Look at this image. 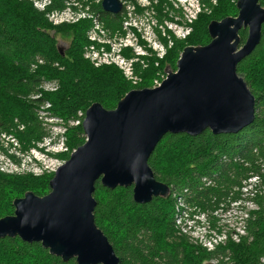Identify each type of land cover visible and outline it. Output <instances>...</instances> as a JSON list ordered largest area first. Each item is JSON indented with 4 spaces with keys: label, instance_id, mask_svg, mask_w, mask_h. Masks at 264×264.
<instances>
[{
    "label": "trees",
    "instance_id": "1",
    "mask_svg": "<svg viewBox=\"0 0 264 264\" xmlns=\"http://www.w3.org/2000/svg\"><path fill=\"white\" fill-rule=\"evenodd\" d=\"M217 1L210 14L194 22L192 35L186 40L173 38L172 46L161 59L152 51L147 67L133 62V73L142 80L131 85L115 64L95 67L83 58L85 45L89 43L86 32L90 20L56 26L46 17L55 8L52 3L41 11L28 1L0 0L3 3H0V131L15 135L22 151L34 149L47 139H51V145L64 138L68 150L55 156L67 159L69 152L85 140L81 122L91 104L100 103L105 109H113L128 91L150 87L157 72L175 70L183 47L210 41L207 32L210 21L237 15L236 0ZM259 3L264 7V0ZM96 7L104 20L116 19V15L101 11L100 5ZM112 24L113 29L120 28L118 18ZM238 35L243 44L246 29H240ZM59 38L67 42L62 51L57 48ZM236 73L255 97L253 122L235 134L214 135L209 130L196 136L165 134L147 163L154 178L169 187L166 198L152 197L140 204L134 202L130 186L108 189L99 180L95 182L94 223L112 245L118 264H206L215 254L225 255V250H229V256H224L221 264H264V194L258 191L264 188V23L259 43L236 65ZM46 83H54V89L43 90ZM47 103L48 110H43L45 118L60 121L51 124L45 121L62 128L60 135L52 136L39 117L38 112L42 111L38 107ZM74 121L79 123L70 125ZM9 157L16 165L20 164L12 155ZM253 176L257 182L250 200L256 209L249 212L245 235L237 243H228L226 248L225 243L220 244L208 252L176 234L174 193L183 205L211 216L221 204L234 201L238 197L234 189L242 188ZM51 178L52 174L46 173L0 170V218L12 215L13 200L26 192L39 197L46 195ZM61 263L60 257L49 254L40 243L25 242L18 237L0 238V264ZM69 263L74 264V259Z\"/></svg>",
    "mask_w": 264,
    "mask_h": 264
},
{
    "label": "water",
    "instance_id": "2",
    "mask_svg": "<svg viewBox=\"0 0 264 264\" xmlns=\"http://www.w3.org/2000/svg\"><path fill=\"white\" fill-rule=\"evenodd\" d=\"M259 1L236 0V16L210 21V41L185 46L177 72L168 68L157 86L128 91L113 109L91 104L81 122L83 144L56 168L46 195L26 192L13 200V214L0 218V238L40 243L61 264H72L71 259L74 264H118L94 223L95 182L108 189L130 186L140 204L166 198L169 187L154 178L147 163L165 134H235L253 122L255 97L236 65L259 43L264 23ZM100 6L110 14L121 10L119 0H102ZM240 29L247 31L243 44Z\"/></svg>",
    "mask_w": 264,
    "mask_h": 264
},
{
    "label": "rangeland",
    "instance_id": "3",
    "mask_svg": "<svg viewBox=\"0 0 264 264\" xmlns=\"http://www.w3.org/2000/svg\"><path fill=\"white\" fill-rule=\"evenodd\" d=\"M22 1H28L32 3L34 8L40 10L38 8L39 7L38 2H41L43 0H22ZM49 1L50 3L48 4V6L52 3V5H54L55 7L54 9L50 11L52 13H55L56 11L62 10L64 7H66V5L64 6L65 2L63 0H59V1L49 0ZM67 1L72 2L74 0H67ZM75 1H79L83 5V9L85 7H88L89 11L94 9L99 12L96 6L100 5V2H101L100 0H75ZM137 1L139 2V5L136 3V8L134 10L136 12L137 27H136V24L134 23H132L131 26L128 27V33H129V28L131 27L130 31L133 34L134 39L133 40L128 39L127 41L124 40L122 44L123 45L127 44L128 47H120L116 45V46H113L112 48H109V45H106L104 49L106 51H109L110 54L114 56H116L117 53H119L120 57L127 58V59L132 58L133 54H137V53L143 54L144 52V55H141L139 57H137L136 55V57L139 59L138 61L139 65L142 68H145L149 64V60L152 58L153 48H155L157 44L162 43L165 49V52L167 48H170L172 46L173 38H175V36H173L172 35L173 33L171 34V32L168 30V27L170 26L169 22L173 21L174 18L177 16H180L181 18H183L182 11H183L184 0H180V1L178 0L177 4H173L169 0H154L153 3H152V0H137ZM217 2H218L217 0L206 1V4H205L206 7H204L203 10H201L198 13L196 19L193 20L191 23L187 22L188 27H189L188 34H186L185 37L182 38L183 40H186L188 36L193 34L194 22L199 17L210 14L212 8L217 6ZM58 4L59 6L57 7ZM235 4H236V1H235ZM80 20H83V19H79L78 21ZM100 20L105 30L110 33V36L113 37L115 34L119 35L117 32L121 31V28L115 27L113 29L112 23L114 22V20H116L115 18L111 17V18H107L106 20H104L102 14H100ZM78 21H75L73 23H71L70 21L69 23L67 22H64V23L74 24ZM118 21H120V18H118ZM179 22L182 25L185 24V22L183 21H179ZM59 23L61 22H57L54 25L56 26L60 25ZM165 41H167L166 44L168 43V41H172L171 45L170 46L167 45L165 47L164 46ZM66 45H67V42L64 39L63 40L61 38L58 39V46L60 48L64 49ZM87 45L85 46L87 47ZM187 46H192V45H187ZM133 51H135L136 53H134ZM164 54L162 55V57L164 56ZM82 55L84 59H87L91 63V61L88 58H85V50L83 51ZM158 59H161V58L158 57ZM176 61H175V64H176ZM113 64L114 63H112L111 65L103 64L102 66H114ZM154 64L156 66L157 62H155ZM116 66L117 68L121 70V73L124 76V78L131 82V85H137L141 82L142 78L139 77L138 74L133 73V75L131 76L129 72V75H128L127 70L121 69V67L118 65ZM95 67H100V66H95ZM133 67H134V64H133ZM175 70H176V65H175ZM175 70H172V71H175ZM165 76L166 74L163 73L162 71L157 72L156 77L153 79L151 83V86L147 88H152V87L157 86L165 78ZM53 86H54V83H46L42 87H43V90L49 91V90L54 89ZM38 108L40 109V111H42V113L40 112L38 113L40 115L39 117L42 118V122H43L45 129L49 132H52V136H55L56 134L60 135L64 131L62 128L61 130L59 128L52 129L50 128L49 124L45 121L46 113L43 110H48L49 104L47 103L45 105L39 106ZM78 116H82V113L78 112ZM78 123L79 121H74V122H70V125H76ZM63 141H64V138H59L58 140H56V143L49 145L48 142L51 143V141L45 140L44 144L39 145L38 143L36 144V147H32L34 149L30 148L29 150L22 151L21 145L15 135L0 131V170L5 171L6 173H16V174L30 173L33 175H41L43 173H46V174H52L53 176V173L56 170V168L68 159V158L62 159V158L55 156V154L57 153L67 152L68 148L63 143ZM39 148H43V151H39ZM72 151L69 152V155L71 154ZM9 155H12L13 160H15L16 162L17 160H19L20 164L16 165L10 159ZM254 184H255V181L253 179L247 180L243 187H246L247 190H250V187H252ZM234 193L238 195V197L235 199L237 202L236 203H233L232 201L227 202L226 204H223L219 207L218 210H220V208H231V209H229L225 214L223 213L221 215L220 214L217 215L219 216V218L213 221V228L211 230H206L207 231L206 236L208 237L207 242H204V240L202 239V236L205 234L203 231V221L205 219H201L202 212L199 210H188L190 218L185 220V224H187V227L185 230H182L178 227L179 219L176 220V226H174V230H176V234L178 236L186 238V240L189 243L195 246L201 247L202 249L206 251L208 250L205 246L209 245L210 242L213 244L214 241H218V239L221 238L222 234H225L227 237L226 240L223 241V243H221V244L225 243L223 248H226L228 243H233V244L237 243L232 238L233 233H235L238 230L240 226V221L243 217V213L249 211L250 196H248L244 192V189L242 188H240L239 190L234 189ZM186 206L184 208H186ZM189 208H194V207L190 206ZM203 214L204 216H206L205 213ZM193 215L196 216L195 219H193L194 217ZM228 251L229 250H225V255H222L220 253L215 254L214 258L209 260L207 263L216 262L217 264H221L223 262V259L226 258L224 256H229Z\"/></svg>",
    "mask_w": 264,
    "mask_h": 264
},
{
    "label": "built area",
    "instance_id": "4",
    "mask_svg": "<svg viewBox=\"0 0 264 264\" xmlns=\"http://www.w3.org/2000/svg\"><path fill=\"white\" fill-rule=\"evenodd\" d=\"M65 2L66 7H64L62 10L56 11L55 13L49 12L51 14H47L48 19L56 24L57 22H67L69 23V21L71 23L78 21L79 19H89L91 21V26L89 27V29L87 30V39L89 40V43L87 45V47L85 46L84 50H85V58H88L91 63L94 66H100L103 64L106 65H110L112 63L118 65L121 67V69L123 70H127V74L132 76L133 75V62L135 61H139V59L137 57L144 55L143 54H133L132 58H123L119 56V53H117L116 56L110 54L109 51H106L104 48L106 45H109V48H112L113 46H120V47H128L127 44H122L124 42V40H128L134 39L133 34L131 33V27L129 28V33H128V27L131 26L132 23L136 24L137 27V20H136V12L134 11L136 8V3L139 5V2L137 0H119L121 3V10L119 13L115 14L117 18H120V28L121 31H118L117 33L119 35H114L113 37L110 36V33L107 32L105 30V28L103 27V24L100 20V12L92 9L91 11H89L88 7H85L83 9V5L79 2V1H67V0H63ZM101 1V0H100ZM154 0H152L153 3ZM171 1L173 4H177L178 0H169ZM180 1V0H179ZM205 1H209V0H205ZM214 1V0H211ZM50 3V1L48 0H43L41 2H38L39 4V9L45 10L46 7L48 6V4ZM101 3V2H100ZM206 3H203L202 0H184V5H183V18H181L180 16H177L174 18L173 21L169 22V27L168 30L174 34L175 38H184L186 34H188V23H191L193 20L196 19L198 13L203 10L204 7H206L205 5ZM101 11H103L101 9ZM104 12V11H103ZM110 14V13H109ZM114 15V14H113ZM179 21H183L185 22L184 25H182ZM168 24V23H167ZM166 24V26H167ZM126 36V37H125ZM172 41H168L167 45L170 46ZM153 51L155 52V54L161 58L162 55L165 52V49L161 44H157V46L155 48H153ZM134 53H136L135 51H133ZM137 55V57H136ZM42 113V112H40ZM45 120L51 124V122H59L57 119H46ZM50 128L55 129V128H59L56 126H51L49 125ZM60 129V128H59ZM61 130V129H60ZM47 140H51V139H47ZM50 142H48L49 144ZM43 143H39V145H42ZM40 151V150H39ZM253 179L255 181V183L257 182V177L253 176L248 180ZM245 184V182H244ZM255 185V184H254ZM254 185L252 187H250V190H247L246 187H242V189H244V192L250 196H252L251 192L254 188ZM244 186V185H243ZM258 191L262 194H264V188H259ZM169 193H170V189H169ZM173 198L174 200H176V205H174V208L176 209V220L179 219V225L178 227L182 230H185L187 227V224H185V220L189 219V213L188 210H199L196 208H189L190 205H183L180 197H178L176 195V193L173 194ZM233 203H236L237 201H232ZM177 205L179 207H177ZM222 205V204H221ZM220 205V206H221ZM186 206V208H184ZM219 206V207H220ZM249 211L248 212H244L243 213V217L240 221V226L238 228V230L233 233V240H235L236 242L239 240V237L242 235H245V220L249 217V212L255 208V205L251 202L249 203ZM229 209L231 208H220V210L215 211L211 216H204L203 212L201 215V219H205L203 221V231H204V235L202 236V239L204 240V242H207V231L206 230H211L213 228V221L215 219H218L219 216L217 215H221V214H225ZM181 210V211H180ZM200 211V210H199ZM201 213V212H200ZM206 214V213H205ZM193 219H195V215H193ZM205 217V218H204ZM176 220H175V224H176ZM226 235L222 234L221 238L218 239V241H214L213 244L210 242L209 245H206L205 247L207 248L208 251H214L215 247L219 246L220 242H223L226 240ZM214 264H217L216 262H212Z\"/></svg>",
    "mask_w": 264,
    "mask_h": 264
},
{
    "label": "flooded vegetation",
    "instance_id": "5",
    "mask_svg": "<svg viewBox=\"0 0 264 264\" xmlns=\"http://www.w3.org/2000/svg\"><path fill=\"white\" fill-rule=\"evenodd\" d=\"M102 1V0H101ZM64 6H65V4H64ZM100 8H101V6H100ZM48 14V13H47ZM46 14V15H47ZM115 15V14H114ZM49 22H51L50 20H48ZM52 23V22H51ZM52 24H54V23H52ZM59 24H65L64 22L63 23H59ZM175 39H177V40H182V39H180V38H175Z\"/></svg>",
    "mask_w": 264,
    "mask_h": 264
},
{
    "label": "bare ground",
    "instance_id": "6",
    "mask_svg": "<svg viewBox=\"0 0 264 264\" xmlns=\"http://www.w3.org/2000/svg\"><path fill=\"white\" fill-rule=\"evenodd\" d=\"M175 72H177V69L175 70ZM87 140V139H86ZM85 141V140H84ZM169 195V194H168ZM238 242V241H237ZM223 243V242H220V244ZM62 262V261H61Z\"/></svg>",
    "mask_w": 264,
    "mask_h": 264
}]
</instances>
